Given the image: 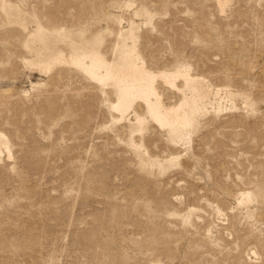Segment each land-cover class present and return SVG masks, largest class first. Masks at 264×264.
Returning a JSON list of instances; mask_svg holds the SVG:
<instances>
[{"label":"rangeland","instance_id":"1","mask_svg":"<svg viewBox=\"0 0 264 264\" xmlns=\"http://www.w3.org/2000/svg\"><path fill=\"white\" fill-rule=\"evenodd\" d=\"M5 1L30 30L97 36L109 63L132 21L147 68L211 92L172 138L141 103L115 120L112 84L26 66L0 10V264H264V0Z\"/></svg>","mask_w":264,"mask_h":264},{"label":"bare ground","instance_id":"2","mask_svg":"<svg viewBox=\"0 0 264 264\" xmlns=\"http://www.w3.org/2000/svg\"><path fill=\"white\" fill-rule=\"evenodd\" d=\"M216 2L221 9L224 7L222 0ZM0 10L7 24L17 25L25 34L21 46L32 54L31 60H24L26 66L47 72L54 68L53 65L61 64L80 70L99 87L112 84L114 102L112 101L109 110L115 120L128 119L133 106L141 103L147 116L172 138L176 133L192 126L200 102L211 92L201 78L189 72L178 68L159 71L147 68L136 51V24L132 21L127 29L129 31H122L116 36L113 49L115 59L109 63L99 48L100 40L97 36L87 38L84 30L71 32L42 26L37 21L30 30L23 20V11L15 4L1 0ZM106 17L111 22L120 23L116 16ZM128 39L132 42L131 46L127 45ZM131 72L134 74H130ZM178 86L190 90L194 96L187 98L179 90L181 102L178 105H165L161 99L160 88L174 90ZM134 123L135 128H143V121L137 114L134 115ZM6 144L0 134V148L4 147L9 153Z\"/></svg>","mask_w":264,"mask_h":264}]
</instances>
